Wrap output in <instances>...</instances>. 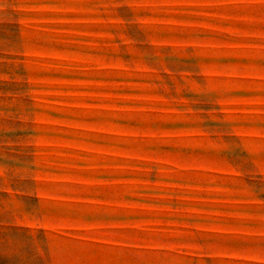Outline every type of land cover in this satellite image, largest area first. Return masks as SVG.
I'll return each mask as SVG.
<instances>
[{
    "label": "rangeland",
    "instance_id": "374dc122",
    "mask_svg": "<svg viewBox=\"0 0 264 264\" xmlns=\"http://www.w3.org/2000/svg\"><path fill=\"white\" fill-rule=\"evenodd\" d=\"M0 264H264V0H0Z\"/></svg>",
    "mask_w": 264,
    "mask_h": 264
}]
</instances>
